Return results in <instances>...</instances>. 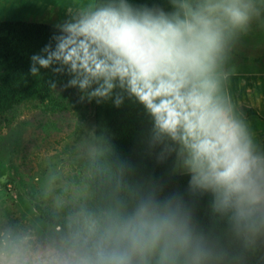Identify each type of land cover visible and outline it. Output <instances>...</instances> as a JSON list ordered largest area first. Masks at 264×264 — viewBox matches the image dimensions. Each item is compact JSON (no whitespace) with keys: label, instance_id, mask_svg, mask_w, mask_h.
I'll return each mask as SVG.
<instances>
[{"label":"clouds","instance_id":"obj_1","mask_svg":"<svg viewBox=\"0 0 264 264\" xmlns=\"http://www.w3.org/2000/svg\"><path fill=\"white\" fill-rule=\"evenodd\" d=\"M173 11L127 0L83 12L60 25L55 49L33 55L31 72L56 62L88 98L125 89L154 121L155 140L176 142L189 187L211 193L249 248L264 234V155L222 91L219 67L231 35L252 18V0H171ZM56 72L63 68L54 69ZM226 79V77H223ZM54 86V85H53ZM122 98L117 97L119 106ZM172 149L166 147L165 151ZM58 242L0 233V264H222L227 253L197 233L182 197L141 198L99 211L71 213Z\"/></svg>","mask_w":264,"mask_h":264},{"label":"trees","instance_id":"obj_2","mask_svg":"<svg viewBox=\"0 0 264 264\" xmlns=\"http://www.w3.org/2000/svg\"><path fill=\"white\" fill-rule=\"evenodd\" d=\"M118 2L95 0L94 9ZM127 2L163 8L166 12L174 10L171 0ZM60 35L61 27L47 23L0 21V115L30 100L52 97V89L62 82L68 67L59 62L49 68L37 64L39 71L33 74L31 58L46 55L43 49L47 45L55 49L54 37ZM58 67L63 71L56 72ZM117 97L122 98L119 106L115 104ZM242 111L258 115L253 108L242 107ZM166 147L172 150L165 151ZM179 147L169 138L163 142L155 140L153 118L144 105L117 84L103 102L94 131L93 210L118 206L131 210L152 193L159 200L179 196L194 230L210 245L227 253L222 264H264V234L253 246L245 248L228 218L213 210L211 193L191 190L188 171L175 172ZM34 205L45 220L64 228L66 221L54 218L43 206Z\"/></svg>","mask_w":264,"mask_h":264},{"label":"rangeland","instance_id":"obj_3","mask_svg":"<svg viewBox=\"0 0 264 264\" xmlns=\"http://www.w3.org/2000/svg\"><path fill=\"white\" fill-rule=\"evenodd\" d=\"M94 6L95 0H0V21L60 27ZM254 10L264 13V7ZM240 52L238 43L228 41L219 67L222 91L237 118L238 104L229 96L232 82L229 76L223 79L228 72L222 68L238 61ZM72 78L68 70L52 97L30 100L0 115V233L11 230L49 245L59 241L62 228L45 220L35 203L64 221L82 206L93 210L94 131L106 98L89 99L98 85L81 90L69 84ZM175 172H187L179 156Z\"/></svg>","mask_w":264,"mask_h":264},{"label":"crops","instance_id":"obj_4","mask_svg":"<svg viewBox=\"0 0 264 264\" xmlns=\"http://www.w3.org/2000/svg\"><path fill=\"white\" fill-rule=\"evenodd\" d=\"M252 3L254 8L264 7V0H252ZM254 12L248 25L236 30L229 39L242 49L238 61L234 59L224 64L222 70L228 72L223 76H229L232 82L229 96L232 95L238 104V119L247 125L255 151L264 155V122L261 119L264 118V13ZM242 107L253 108L258 115H247Z\"/></svg>","mask_w":264,"mask_h":264}]
</instances>
